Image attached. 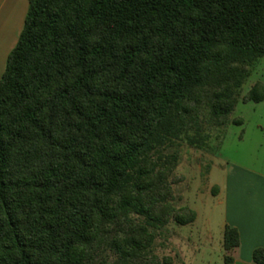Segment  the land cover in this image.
<instances>
[{
  "label": "trees",
  "instance_id": "obj_1",
  "mask_svg": "<svg viewBox=\"0 0 264 264\" xmlns=\"http://www.w3.org/2000/svg\"><path fill=\"white\" fill-rule=\"evenodd\" d=\"M262 57L264 0H28L0 77V264H172L148 250L195 219L179 146L264 100L242 93ZM238 245L226 224L224 264Z\"/></svg>",
  "mask_w": 264,
  "mask_h": 264
},
{
  "label": "rangeland",
  "instance_id": "obj_2",
  "mask_svg": "<svg viewBox=\"0 0 264 264\" xmlns=\"http://www.w3.org/2000/svg\"><path fill=\"white\" fill-rule=\"evenodd\" d=\"M258 73V68L251 73L242 93L259 78ZM250 105L239 100L231 113L232 118L242 119L241 124L230 123L223 132L207 129L210 137L205 147L181 143L179 161L170 176L173 204L194 211L195 219L186 225L170 220L155 229L149 254L170 256L172 264H224L226 174L235 165L264 169V133L254 128L256 119Z\"/></svg>",
  "mask_w": 264,
  "mask_h": 264
},
{
  "label": "crops",
  "instance_id": "obj_3",
  "mask_svg": "<svg viewBox=\"0 0 264 264\" xmlns=\"http://www.w3.org/2000/svg\"><path fill=\"white\" fill-rule=\"evenodd\" d=\"M27 7L28 0H0V77L21 31ZM257 68L259 78L250 83L248 90L257 81L264 84V57L258 60L252 72ZM248 102L255 114L253 126L263 134L264 100ZM224 185V226L235 227L239 233V245L228 252L233 258L232 264H254L253 250L264 247V169L235 165L226 174Z\"/></svg>",
  "mask_w": 264,
  "mask_h": 264
}]
</instances>
